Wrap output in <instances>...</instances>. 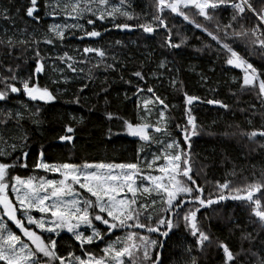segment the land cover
Instances as JSON below:
<instances>
[{"label":"snow or ice","instance_id":"6c2138e0","mask_svg":"<svg viewBox=\"0 0 264 264\" xmlns=\"http://www.w3.org/2000/svg\"><path fill=\"white\" fill-rule=\"evenodd\" d=\"M262 7L258 10L251 0H154L155 11L151 19L145 23L129 25L127 23H113L119 29H131L136 27L144 33L155 34L157 30L163 29L165 38L162 46L168 48H179L186 38H181L179 43L174 42L172 30L166 23L169 13L182 17L184 21L193 25L201 32L207 34L212 41L218 45L226 57L225 64L240 69L243 73L242 88L256 92L257 98L264 106V64L256 67L245 56L241 55L232 43L237 40L243 41L250 56H258L264 61V0H259ZM46 15L53 17L63 14L65 21L71 19L74 23L51 24L48 27L50 37H45L44 43L53 44L54 39L63 41L70 29H79L83 36L89 38L99 37L101 33L95 28L91 31L84 29L79 23L86 18L88 25L94 24L95 20L104 21L106 18L115 19V14L126 17L128 20L134 16L126 10L124 0L120 5H113L110 0H43ZM40 8L39 0H27L23 5L25 16L38 20ZM231 8L233 15L229 23L216 24V31H209L201 23L191 19L184 9H195L196 15L203 17L205 21L215 19V14ZM50 10V11H49ZM21 8H16L19 13ZM9 9H0V16L9 20ZM251 14L257 20V26L252 29L236 30L233 22L243 20L247 14ZM138 19V17H136ZM232 29L231 32L228 30ZM223 32V38L219 34ZM259 33V34H258ZM83 38V37H81ZM231 40L232 43L226 42ZM35 39H15L5 33V38L0 39V46L6 49L8 57H13L18 51L17 45L31 46L38 44ZM119 43V41H117ZM85 60L88 53L95 54L98 58L95 68L103 66L106 70H115V63H105L107 53L100 47H85L83 49ZM35 68L27 77H21L18 73L19 64L13 67L11 64L4 65L0 62V104H7L12 94L22 93L30 101L49 103L57 97L47 86L41 87L38 83V75L43 71V58L39 50H35ZM20 59V56H15ZM61 61L73 72H83L73 66V57L64 53ZM115 60V57H113ZM164 68L162 61L159 65ZM91 73V69H89ZM140 81L145 80L142 72L133 73ZM155 75V73H153ZM89 79L91 76L89 75ZM130 83V82H129ZM176 80L171 84L175 86ZM87 85L80 89L82 92ZM102 91H106L102 89ZM151 96H140L145 92L144 88L137 87V122L114 116L113 113H105L109 120L122 121L123 129L130 136L137 137L147 145L155 143L157 152L151 153V159L145 155L141 158L143 149L137 151V163L120 164H89L77 165L73 163H48L44 158V152L40 151L34 161L35 169L43 170L45 173L57 174L60 178H46L44 176L28 177L11 176L10 169L15 167H28V153L23 149L26 147L27 135L21 137L20 146L17 143L8 144V141L0 137L5 147H0V261L4 264H163L161 249L163 243L158 239H152V233H158L167 237L174 227H179L183 222L185 230L194 238V243L185 251L184 264H199L196 255L203 254L206 249L211 248L214 239L198 221V213L201 209L213 210V205L226 199L239 200L250 209V222L252 232H241V248L239 252H233L228 244L223 241L216 242V247L223 252V264H264V242L256 247L253 241L258 240L264 233V171L259 176L255 174L250 181L241 187H233L230 181L223 183L215 182L213 195H204V189L194 179V161L191 153V137L198 134V126L195 117L191 114L194 101L200 98L184 94L186 124L176 127L181 129L183 141L171 138L168 128V117L166 111L168 105L157 96L154 89L149 86L146 89ZM79 103V97L75 99ZM208 104H216L221 108L228 109L229 105L220 100L209 99ZM141 104L143 107L141 108ZM159 105L155 122H152L153 107ZM255 111V105L251 106ZM40 108L28 113V118L34 124H39L37 119ZM25 119L23 111H11L6 108L0 109V125L5 128L12 121L17 127L20 121ZM251 124V121H249ZM74 129L65 127V135L59 137L60 141L71 142ZM109 129V135H111ZM154 134H160V139ZM223 135H240L252 143L257 138L264 140V127L251 131L224 132ZM183 145V146H182ZM258 147L264 149V143ZM255 150V149H253ZM19 151L20 155L12 159L7 158ZM159 162V163H158ZM144 165V169L141 168ZM10 189V193H9ZM82 190V191H80ZM227 192V195H226ZM85 193L87 195H85ZM234 193V194H233ZM14 195L15 199L9 198ZM259 194V195H257ZM159 208L157 209V205ZM39 213V216L33 215ZM153 212L157 214L154 216ZM8 221L22 233L25 239L9 229L5 222ZM26 221V223H25ZM97 223L104 226L102 231ZM239 228V225H235ZM36 229V230H34ZM143 230L147 235L142 234ZM39 230V231H37ZM71 234L72 239L81 249V255L69 251L67 256L58 254L57 240L62 231ZM116 230L125 231L126 235L117 237L110 241L103 249L102 255L96 256L87 246L95 241H103L105 232L113 233ZM44 233H48L47 237ZM248 241L249 247L245 249L243 242Z\"/></svg>","mask_w":264,"mask_h":264},{"label":"trees","instance_id":"16d2710c","mask_svg":"<svg viewBox=\"0 0 264 264\" xmlns=\"http://www.w3.org/2000/svg\"><path fill=\"white\" fill-rule=\"evenodd\" d=\"M110 2L116 6L120 5V0H110ZM124 2L126 10L134 16V19L128 20L119 13L115 14L114 20L106 18L100 21L93 18V25H88L86 18L81 19L79 23L85 30L91 31L95 28L101 35L91 40L83 36L79 29H70L63 41L54 39V43L49 45L43 42L45 37L51 36L48 33L49 25L65 22L72 24L74 21L71 19L65 21L63 14L55 17L46 15L43 0H39L38 20L25 16L23 5L27 0H0V9L7 7L8 15L11 17L5 20L0 16V39H4L7 33L13 36L14 40L39 41L38 44L31 46L18 44V51L14 52L13 57H8L6 49L0 46V62L4 65L11 64L13 67L19 64L20 68L17 70L19 75L27 77L35 68L34 52L38 49L44 64L43 71L37 77L38 83L41 87L47 86L57 97L49 103L33 102L19 93L12 94L6 105L0 104V109L6 108L13 112L19 110L25 113V119L20 121L19 127L15 121L9 123L6 128L0 125V137L8 141L9 145L17 143L19 148L21 137L25 134L28 137L26 147L23 149L28 153L26 161L28 167L18 166L10 169L11 176L25 179L30 176L37 178L44 176L50 179L51 174L33 167L40 151L44 152V158L48 163L77 165L137 163V151L141 148L143 149L141 158L145 155L148 159L151 158V153L158 151L155 143L149 146L137 137L128 135L123 129L121 120H109L105 115L110 112L114 116L137 122L138 97L134 93L138 86L145 89L140 96L141 100L146 95L151 96L146 91L147 87L151 86L155 94L168 105L166 115L171 138L180 141H183L181 129L176 125L186 124L184 94L200 98L188 107L191 108V114L195 117L198 126V134L192 136L190 140L194 179L203 187L205 196L214 192L217 181L223 183L228 180L235 188L250 181L254 174L259 176L264 171V149L259 148L258 144L264 143V140L257 138V142L252 143L240 135H223L226 131L229 133L251 131L264 127V106L260 104L255 91L241 87L243 76L241 70L226 65L224 62L226 57L219 50L218 45L206 33L175 14L169 13L166 23L172 30L174 42L179 43L181 38H186L179 48L162 46L165 38L163 29L157 30L155 34H148L136 27L124 31L114 27L113 23L129 25L145 23L151 19L155 11L154 0H124ZM251 2L258 10L262 7L259 0H251ZM16 8H21V11L17 13ZM184 11L191 19L213 32L216 31L217 23L221 26L227 24L233 15V10L228 8L216 13L214 20L205 21L203 17L196 15L195 9H184ZM241 25L243 29L255 27V20L250 13L245 19L233 22V28L236 30H242ZM228 31L231 32L232 29ZM219 34L223 38V32ZM226 42L232 43L231 40ZM85 47L104 49L107 53L105 63H115V70H106L103 66L93 67L98 60L93 53H88L87 61L80 63L85 60L83 52ZM232 47L256 67L260 68L264 64L258 56L248 54L245 42L237 40L232 43ZM64 53L73 57L74 67L82 68L84 71H71L60 59ZM15 56L21 58L15 59ZM162 61L165 64L164 68L159 67ZM136 71L143 73L144 81L133 75ZM172 80L177 81L175 86L171 84ZM85 84L87 87L81 92L80 89ZM77 97L79 103L74 102ZM209 99L220 100L229 105V108L210 105L206 103ZM252 105H255V111L252 110ZM36 107L40 108L38 125L28 118V113L34 111ZM159 107V105L153 107L152 122H155ZM66 126L74 129L73 133H70L73 136L72 143H58L59 137L65 135ZM154 135L160 137V134ZM167 138L160 137V139ZM0 147H5L3 142H0ZM18 155H20L19 151L13 153L7 158V162L11 163ZM243 206L248 207L239 200L229 198L214 204L212 206L214 211L203 210L199 213V216L203 215L205 218L213 214L216 220L208 222L206 231L214 240L228 244L233 252H239L238 248L241 244H238L237 239H240L241 232L248 223L246 217H249L250 210L246 215ZM156 214L153 212L154 216ZM235 225L240 227L236 228ZM133 231L138 230L133 229ZM143 234L147 235L146 232ZM151 238L156 239L154 235H151ZM263 238L264 236L260 242L256 241L253 244L259 247V244L264 242ZM56 240L59 254L62 252L60 246L65 248L73 246L77 251L76 245L71 244L72 241L65 235L56 237ZM193 243L194 238L190 234L186 235L182 231L173 233L172 229L162 249L163 264H184L187 255L185 247H191ZM243 244L245 249L249 247L248 241H244ZM216 253L215 260L220 261L219 252L217 255ZM193 255L197 256L199 264H210V259L214 258L209 255L202 260V256L195 251ZM214 264H223V261Z\"/></svg>","mask_w":264,"mask_h":264},{"label":"flooded vegetation","instance_id":"af4514ba","mask_svg":"<svg viewBox=\"0 0 264 264\" xmlns=\"http://www.w3.org/2000/svg\"><path fill=\"white\" fill-rule=\"evenodd\" d=\"M122 30V29H121ZM124 31V30H123ZM238 71L240 70V69H237ZM146 97H149L148 95H146ZM180 131V130H179ZM183 139V136L181 137V140ZM10 193V192H9ZM9 198L10 199H12V200H14L15 198H14V196L13 195H9ZM245 206H243V208H244ZM245 210V209H244ZM250 210V209H249ZM248 210V211H249ZM0 211H2V210H0ZM248 211L247 210H245V214L247 215V213H248ZM245 215V216H246ZM246 219L248 220V223H247V227H245V229H243L244 231H250V230H253V225L251 224V222H250V216L247 218L246 217ZM205 220L207 221V224H208V222H211V220H214V219H212V218H210V217H206L205 218ZM5 222L7 223V225H8V227H9V229L10 230H12L13 232H15L17 235H20L21 236V238L22 239H25L24 237H23V235H22V233H20L19 232V230L15 227V225L14 224H12L10 221H8L7 220V218L5 217ZM25 223H26V221H25ZM207 224H206V226H207ZM97 227H99L102 231L104 230V226L103 225H100L99 223H97ZM138 231H140L142 234H143V230H138ZM177 231H182L184 234H186V235H189V233L185 230V228H184V225H183V222H181V224H180V226L179 227H174L173 228V233H177ZM172 233V230L169 232V234H168V236L170 235ZM62 235H65L69 240H71L72 241V243L71 244H73V245H76L75 247L77 248V251L75 250V248L73 247V246H71V248H69V247H63V246H60V248H61V250H62V252L60 253V254H62V255H64V256H67V253L69 252V251H72V252H74L76 255H81V249L77 246V244H76V242L72 239V237H71V234L69 233V234H67V233H64V232H61L60 233V235L59 236H57V238L58 237H60V236H62ZM126 235V233H125V231H123V230H116V231H114L113 233H106L105 232V235H104V238H103V241L101 242V241H95L92 245H88L87 247L96 255V256H100V255H102V249L110 242V241H115L116 239H117V237H121V238H123L124 236ZM44 236H45V234H44ZM155 237H156V239H158L159 241H161V242H163V246H164V243H165V241L167 240V237H164V236H161V235H159L158 233H156L155 235H154ZM264 236V233H261V236L258 238V240H257V242H260V240H261V238ZM56 238V237H55ZM237 241H238V244H241V241H240V239L238 238L237 239ZM262 241H264V238H263V240ZM261 241V242H262ZM216 242H219V240H214V244H213V246L211 247V248H208V249H206V251L203 253V254H199V256H202L201 258H202V260H205V258H207V256L209 257V255H211V256H214V258L212 257L211 259H210V261H211V263L210 264H214V263H216V262H221V261H223V252H222V250H220V249H218L217 247H216ZM257 244V243H256ZM243 247H245V245L243 244ZM188 247H185V250L187 249ZM240 248H241V246H240ZM240 248H238V251H240ZM162 249H163V247H162ZM217 252V253H216ZM218 252H219V258H220V261L217 259V260H215V253H216V255L218 254ZM161 253H162V251H161ZM58 254H59V252H58ZM193 254V253H192ZM197 254V253H196Z\"/></svg>","mask_w":264,"mask_h":264},{"label":"rangeland","instance_id":"374dc122","mask_svg":"<svg viewBox=\"0 0 264 264\" xmlns=\"http://www.w3.org/2000/svg\"><path fill=\"white\" fill-rule=\"evenodd\" d=\"M122 30H126V29H122ZM151 158H149V160H150ZM159 163V162H158ZM93 164V163H92ZM94 164H99V163H94ZM141 166V168L142 169H144L143 168V165H140ZM49 174H51V178H55V179H59L60 177L57 175V174H54V173H49ZM50 178V179H51ZM80 191H82V190H80ZM9 192H10V189H9ZM213 195H216L217 193H212ZM85 195H87L86 193H85ZM14 196V195H13ZM15 198V197H14ZM244 209L245 210H249V208L248 207H244ZM204 209H201V211H203ZM200 211V212H201ZM199 212V213H200ZM199 213H198V221H199V223H200V225L206 230V224H207V221L205 220V217L202 215V216H199ZM33 215H35V216H39V213H36V212H33ZM216 215V214H215ZM210 218H212V219H215L216 220V218L215 217H213V214L212 215H210ZM221 220V219H220ZM254 226V225H253ZM34 230H36V229H34ZM37 231H39V230H37ZM62 232H64V233H67V231L65 230V231H62ZM45 234V237H47L49 234L48 233H44ZM67 234H69V233H67ZM257 241V240H256ZM256 241H253V243L254 242H256ZM0 264H4V262L3 261H0Z\"/></svg>","mask_w":264,"mask_h":264},{"label":"water","instance_id":"95a60500","mask_svg":"<svg viewBox=\"0 0 264 264\" xmlns=\"http://www.w3.org/2000/svg\"><path fill=\"white\" fill-rule=\"evenodd\" d=\"M96 38H97V37H95V38H89V37H88V39H91V40H95ZM195 102H197V101H194L193 104H194ZM58 143H70V144H71L72 141H71V142H63V141L58 140ZM155 234H156V233H152L151 235H155ZM162 243H163V242H162ZM161 250H162V249H161ZM161 250H160V251H161Z\"/></svg>","mask_w":264,"mask_h":264},{"label":"built area","instance_id":"2783aa9c","mask_svg":"<svg viewBox=\"0 0 264 264\" xmlns=\"http://www.w3.org/2000/svg\"><path fill=\"white\" fill-rule=\"evenodd\" d=\"M254 20H255V27L257 26V20L254 18ZM259 34V33H258Z\"/></svg>","mask_w":264,"mask_h":264},{"label":"bare ground","instance_id":"6f19581e","mask_svg":"<svg viewBox=\"0 0 264 264\" xmlns=\"http://www.w3.org/2000/svg\"><path fill=\"white\" fill-rule=\"evenodd\" d=\"M162 251V250H161Z\"/></svg>","mask_w":264,"mask_h":264}]
</instances>
